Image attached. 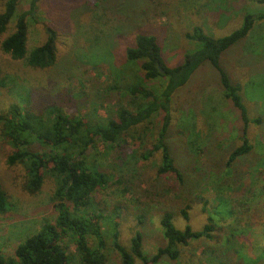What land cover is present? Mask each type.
<instances>
[{
	"label": "rangeland",
	"instance_id": "1",
	"mask_svg": "<svg viewBox=\"0 0 264 264\" xmlns=\"http://www.w3.org/2000/svg\"><path fill=\"white\" fill-rule=\"evenodd\" d=\"M31 1L21 0L18 13L31 11ZM261 13L264 14V4L252 0H42L28 16V50L43 42V25H49L60 33L59 62L52 71L40 73L0 52V111L10 103L30 105L35 110L58 102L71 116H104V111L119 102L115 93L109 94L108 87L122 79L123 84L130 83V78L157 94L166 84V78L144 81L139 64L124 62L127 49L133 47L138 33L156 36L163 45L168 67H175L183 62L185 54L198 46L185 38L195 27H201L212 38H222L241 28L247 14ZM3 40L1 37L0 42ZM221 64L232 82L242 87L241 97L249 117L262 118L263 123L251 124L245 130L240 112L226 100L220 76L209 63L193 74L174 96V120L168 143L186 175L204 174L200 189L190 190L191 194L187 188L166 193L171 185L169 180L157 179L155 172L159 154L147 162L131 161L125 167V161L115 159L117 154L103 157L106 148L99 145L97 159L90 157V161L99 160L104 164L106 172L117 183L98 193L96 198L107 208L116 205L126 208L120 226L123 246L129 247L133 236L140 231L144 234L145 252L154 254L159 246L165 245L160 227L162 215L173 213L175 225L183 228L186 222L180 210L188 201H192L190 224L194 230H200L208 216L203 211L204 201L209 202L208 207L213 211L216 197L224 194L216 189L219 180L223 185L230 184L234 176L241 179L235 183L237 187L248 186L235 195L231 193L236 215L240 213L232 228L230 221L221 224L235 236L254 241L249 246L259 239L264 242L261 236H264V21H256L249 35L223 54ZM22 99L27 100L21 102ZM94 103L105 106L96 113ZM244 138L249 140L253 151L239 159L231 175L224 177L230 152L241 146ZM151 145L146 142L138 148L137 155ZM131 146L123 157L131 156L134 149ZM2 154L0 151V182L7 186L11 206L7 216H0V249L4 256L10 257L24 239L52 222L55 213L50 182L47 180L40 195L26 197L20 193L17 183L11 184V174L8 176L4 171L6 158ZM253 169L258 173L252 176ZM193 184L190 182V186ZM254 191L257 201L249 204ZM137 215L144 216V225L137 220ZM246 222L250 223L246 229L250 236H242L239 231ZM103 226L110 244L111 224L104 222ZM203 249V244L194 243L182 251L176 262L164 257L158 264H210ZM69 252L76 253L73 244ZM246 254L256 256V253ZM109 256L108 264H121L112 249Z\"/></svg>",
	"mask_w": 264,
	"mask_h": 264
},
{
	"label": "trees",
	"instance_id": "2",
	"mask_svg": "<svg viewBox=\"0 0 264 264\" xmlns=\"http://www.w3.org/2000/svg\"><path fill=\"white\" fill-rule=\"evenodd\" d=\"M20 1L0 0V38L4 37L0 42V52L24 62L29 70L48 73L59 62L60 33L49 25H43V42L29 51L28 16L37 10L42 0H32L31 11L18 13ZM252 1L264 4V0ZM256 21H264V14H247L241 28L222 38H212L201 27H195L185 34V38L198 46L185 54L183 62L175 67H168L163 45L156 36L138 33L133 47L127 49L124 62L126 65L139 64L144 81L166 78V84L157 94L135 80L129 78L130 83L123 84L122 79L121 83L108 87L109 94L115 93L119 102L104 111V116H71L58 102L35 110L30 105L25 107L10 103L0 111V151L6 158L4 171L8 176L11 174V184L17 183L20 193L31 198L44 191L48 180L52 185L50 198L55 213L53 221L24 239L12 256H4L0 249V264H108L111 249L120 257L121 264H158L164 257L176 262L182 251L194 243L203 244V255H208L210 264H264V245H261L260 239L249 246L254 241L235 236L221 224L230 221L231 227L240 214L236 215L231 198V193L235 195L238 190L241 192L248 186L235 185L238 180L241 181L240 176H234L230 184L225 185L219 180V188L216 189L225 195L218 194L213 211L208 207L209 202L204 201L203 211L208 216L200 230H194L190 224L192 201H188L180 210L186 222L183 228L175 225L173 213L165 212L160 220L165 245L159 246L150 255L145 252L144 234L140 231L133 236L129 247L122 245L120 226L126 208L121 205L107 208L102 200L96 198L98 193L117 183L106 172L104 164L99 160L93 161L97 159L99 145L106 148L103 157L117 154L115 159L125 161V167L131 161L137 164L147 162L159 154L155 172L157 179L169 180L171 185L166 193L186 188L190 193L192 189H200L204 174L200 176L193 172L186 175L168 143L174 120V96L202 65L209 63L220 76L226 100L240 112L245 130L251 124L261 126L263 119L249 117L241 97L242 87L232 82L221 64L223 54L243 41ZM160 67L165 73L160 71ZM26 100L22 99L21 102ZM93 105V112L96 113L105 106L104 103ZM146 142L152 143L150 149L138 156V148ZM131 145L135 149L131 156L123 157L130 151ZM252 151L253 146L244 138L243 144L230 152L224 177L230 176L235 163ZM256 173L258 171L253 169L252 176ZM190 182L194 184L190 186ZM255 192L249 204L257 201ZM227 193L229 196H226ZM10 200L7 186L0 182L1 217L10 212ZM202 200L205 199L202 197ZM136 218L145 224L143 215ZM104 222L111 224L110 244L103 231ZM249 225L246 222L244 229L241 227L242 230H239L242 236H250L246 232ZM70 244H73L75 254L69 252ZM246 252L256 253V256L252 258Z\"/></svg>",
	"mask_w": 264,
	"mask_h": 264
},
{
	"label": "water",
	"instance_id": "3",
	"mask_svg": "<svg viewBox=\"0 0 264 264\" xmlns=\"http://www.w3.org/2000/svg\"><path fill=\"white\" fill-rule=\"evenodd\" d=\"M160 71H161L162 73H165L164 70H163L161 67H160Z\"/></svg>",
	"mask_w": 264,
	"mask_h": 264
}]
</instances>
